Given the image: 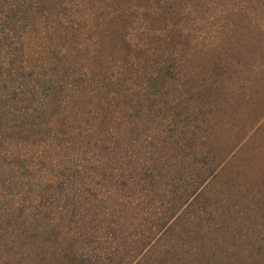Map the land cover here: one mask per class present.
Returning a JSON list of instances; mask_svg holds the SVG:
<instances>
[{"label":"trees","instance_id":"1","mask_svg":"<svg viewBox=\"0 0 264 264\" xmlns=\"http://www.w3.org/2000/svg\"><path fill=\"white\" fill-rule=\"evenodd\" d=\"M57 3L0 0V264H264V179L249 189L215 167L201 182L184 178L208 164L198 133L210 78L160 66L125 102L130 143H120L130 150L116 155L106 135L60 128L64 95L84 77L60 50L39 68L24 54V37ZM166 165L179 192L146 217ZM131 209L145 218L135 229Z\"/></svg>","mask_w":264,"mask_h":264},{"label":"rangeland","instance_id":"2","mask_svg":"<svg viewBox=\"0 0 264 264\" xmlns=\"http://www.w3.org/2000/svg\"><path fill=\"white\" fill-rule=\"evenodd\" d=\"M57 1L24 37V54L28 66L39 68L60 50L84 77L64 95L60 128L93 140L106 135L113 155L130 150L120 143H130L120 124L125 102L143 95L147 78L169 65L179 79L210 78L215 89L201 117L206 134L198 133L208 164L184 178L201 182L215 167L220 178L249 189L263 181L264 0ZM172 174L166 165L154 181L146 217L179 192ZM132 210L125 223L135 229L145 218Z\"/></svg>","mask_w":264,"mask_h":264}]
</instances>
